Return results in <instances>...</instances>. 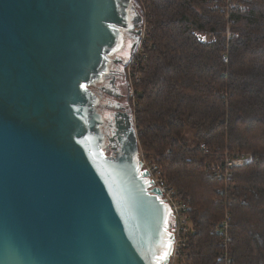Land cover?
<instances>
[{
  "label": "water",
  "instance_id": "95a60500",
  "mask_svg": "<svg viewBox=\"0 0 264 264\" xmlns=\"http://www.w3.org/2000/svg\"><path fill=\"white\" fill-rule=\"evenodd\" d=\"M120 7L130 19V0H0V264L168 260L169 208L148 190L132 116L118 158L91 133L85 84Z\"/></svg>",
  "mask_w": 264,
  "mask_h": 264
},
{
  "label": "trees",
  "instance_id": "16d2710c",
  "mask_svg": "<svg viewBox=\"0 0 264 264\" xmlns=\"http://www.w3.org/2000/svg\"><path fill=\"white\" fill-rule=\"evenodd\" d=\"M143 1L150 17L135 86L138 141L188 203L182 264H220L215 225L225 208L230 264H264V3L232 11L227 38L225 15L212 8L222 0ZM225 149L253 154L231 169L226 204L223 180L206 170Z\"/></svg>",
  "mask_w": 264,
  "mask_h": 264
},
{
  "label": "built area",
  "instance_id": "2783aa9c",
  "mask_svg": "<svg viewBox=\"0 0 264 264\" xmlns=\"http://www.w3.org/2000/svg\"><path fill=\"white\" fill-rule=\"evenodd\" d=\"M139 7L141 12V24H140V37L139 42L136 45L133 55L126 65V76L128 79L129 94L132 99V122L138 136L140 132L136 126L135 120V105H136V84L140 81L138 70L142 60L145 57L144 46L147 45L149 35L148 18L150 14L148 12V5L143 0H133ZM252 0H222V2L215 1L212 4L213 9H217L225 15L226 19V37L228 38L231 33L229 26L232 22L230 15L232 11L245 12L249 6L247 2ZM264 3V0H259ZM224 60L228 61V53L223 55ZM137 159L141 164V171L147 173V177L150 181L148 190L151 194L162 199L169 208V221L170 231L172 233V247L168 260L165 264H182V259L186 254L187 241L190 234L191 222L188 216V203L182 200L176 194L173 187L169 186L165 180L162 169L148 158V156L142 151L138 137H137ZM253 159L252 153L245 152H230L225 149L222 158L217 162H212L206 165V170L213 177L222 179L224 182L223 201L226 204L228 198L229 178L231 169L234 166L242 165L250 162ZM230 212L227 208L224 210L223 217L215 225V231L218 233L221 239V250L219 258L217 260L220 264H230L232 259L230 257L229 245L231 242L230 235Z\"/></svg>",
  "mask_w": 264,
  "mask_h": 264
},
{
  "label": "flooded vegetation",
  "instance_id": "af4514ba",
  "mask_svg": "<svg viewBox=\"0 0 264 264\" xmlns=\"http://www.w3.org/2000/svg\"><path fill=\"white\" fill-rule=\"evenodd\" d=\"M130 3L134 13L130 14L129 19L120 7L121 21L113 26L115 42L104 52L97 72L85 84L90 94L89 115H99L91 133L97 136L100 151L110 159L122 155L119 143L122 132L125 136L131 132V96L125 69L139 42L142 17L138 5L133 0ZM130 146L127 144L128 148Z\"/></svg>",
  "mask_w": 264,
  "mask_h": 264
},
{
  "label": "snow or ice",
  "instance_id": "6c2138e0",
  "mask_svg": "<svg viewBox=\"0 0 264 264\" xmlns=\"http://www.w3.org/2000/svg\"><path fill=\"white\" fill-rule=\"evenodd\" d=\"M81 87H84V86L81 85ZM170 246H171V245H170V243H169L168 245H166V248L170 249ZM167 255H168V252L165 251V253H164L162 256H160L158 259H160V260L166 259Z\"/></svg>",
  "mask_w": 264,
  "mask_h": 264
}]
</instances>
